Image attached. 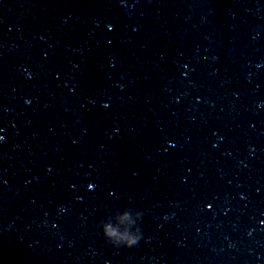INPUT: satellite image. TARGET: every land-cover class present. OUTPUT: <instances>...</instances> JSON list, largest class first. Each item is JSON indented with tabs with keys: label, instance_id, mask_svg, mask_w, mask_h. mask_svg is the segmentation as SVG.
Instances as JSON below:
<instances>
[{
	"label": "water",
	"instance_id": "95a60500",
	"mask_svg": "<svg viewBox=\"0 0 264 264\" xmlns=\"http://www.w3.org/2000/svg\"><path fill=\"white\" fill-rule=\"evenodd\" d=\"M0 264H264V0H0Z\"/></svg>",
	"mask_w": 264,
	"mask_h": 264
},
{
	"label": "clouds",
	"instance_id": "9594fccd",
	"mask_svg": "<svg viewBox=\"0 0 264 264\" xmlns=\"http://www.w3.org/2000/svg\"><path fill=\"white\" fill-rule=\"evenodd\" d=\"M140 211L124 209L123 212H116L106 221L101 223L102 233L105 240L113 248H133L143 238L138 221L142 218Z\"/></svg>",
	"mask_w": 264,
	"mask_h": 264
}]
</instances>
